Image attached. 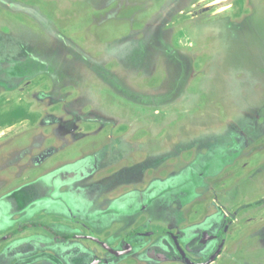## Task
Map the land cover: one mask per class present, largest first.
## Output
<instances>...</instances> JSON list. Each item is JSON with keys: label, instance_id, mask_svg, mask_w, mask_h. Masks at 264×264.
<instances>
[{"label": "rangeland", "instance_id": "rangeland-1", "mask_svg": "<svg viewBox=\"0 0 264 264\" xmlns=\"http://www.w3.org/2000/svg\"><path fill=\"white\" fill-rule=\"evenodd\" d=\"M2 111L0 149L36 132L77 162L74 204L121 179L92 204L124 251L104 264H188L173 236L190 264L223 240L210 264H264V0H0Z\"/></svg>", "mask_w": 264, "mask_h": 264}, {"label": "flooded vegetation", "instance_id": "flooded-vegetation-1", "mask_svg": "<svg viewBox=\"0 0 264 264\" xmlns=\"http://www.w3.org/2000/svg\"><path fill=\"white\" fill-rule=\"evenodd\" d=\"M2 113L3 111L0 115ZM8 116L9 113L0 123V127L8 121ZM10 120L15 123L13 116ZM16 121V125H20V120ZM31 121L28 119V127L33 126L32 124L35 127V124H38L37 120L34 123ZM13 123L10 126H13ZM20 126L17 132H20ZM34 130L37 131L35 128ZM3 131L0 132L1 136L7 135L9 128L7 132ZM31 135L30 141L25 140L28 138L27 133L26 136L15 139L11 146L8 144L0 149V153L5 154L3 157L0 156V247L7 248L2 249L5 252L2 253L0 260L4 261L0 264L11 261L18 264H39L48 261L52 262L47 264H86L87 261H91L89 264H104L108 260L107 256L122 257L124 251L113 248L114 242L111 237L102 238L96 235L95 214L91 212L92 204L96 205L99 203L97 200L100 201L95 195L96 190L99 188L102 195L104 194L100 202L108 204V188L117 184L119 191L123 184L121 179L114 180L107 173L99 178L94 174L95 179H98L94 182L95 190L91 201L74 204L75 197L70 190L77 185L68 182L69 172H66V169L75 166L77 162L68 161L59 167L53 166L54 162L64 161V157L60 156L55 161L48 160L44 149L38 150L44 146L43 142L34 140L39 134L35 132ZM44 143L57 144L52 139L45 140ZM20 149L22 151L28 149V158L10 155ZM37 165L39 167L35 168ZM88 176L89 174L86 177ZM130 233L122 240L126 250H131V241L136 235L141 234L130 237ZM172 239L179 248V257L173 255L172 258L190 264L191 261L178 244L179 238L173 236ZM214 239L218 237L204 234L197 246L206 245ZM82 242L91 243L93 246L81 247ZM224 242L223 240L222 243Z\"/></svg>", "mask_w": 264, "mask_h": 264}, {"label": "water", "instance_id": "water-1", "mask_svg": "<svg viewBox=\"0 0 264 264\" xmlns=\"http://www.w3.org/2000/svg\"><path fill=\"white\" fill-rule=\"evenodd\" d=\"M161 232H163V230H162V229H158V230H154V231L148 232L146 235L149 236V235L156 234V233H161ZM139 233H142V232H141L140 230H138V231H134V232H131V233H130V237L133 236V235H135V234H139ZM220 252H221V250H219V251L217 252L216 256H214V257H213L208 263H206V264H210L211 262H214L215 259H216V257L220 254Z\"/></svg>", "mask_w": 264, "mask_h": 264}]
</instances>
